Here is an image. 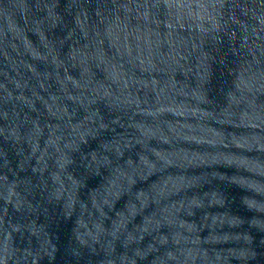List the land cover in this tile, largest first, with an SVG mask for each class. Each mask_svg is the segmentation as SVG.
<instances>
[{"label":"water","instance_id":"1","mask_svg":"<svg viewBox=\"0 0 264 264\" xmlns=\"http://www.w3.org/2000/svg\"><path fill=\"white\" fill-rule=\"evenodd\" d=\"M0 264H264V0H0Z\"/></svg>","mask_w":264,"mask_h":264}]
</instances>
